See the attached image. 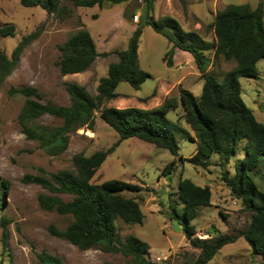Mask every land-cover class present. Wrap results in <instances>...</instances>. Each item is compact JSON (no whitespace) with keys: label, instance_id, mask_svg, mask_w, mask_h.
<instances>
[{"label":"rangeland","instance_id":"1","mask_svg":"<svg viewBox=\"0 0 264 264\" xmlns=\"http://www.w3.org/2000/svg\"><path fill=\"white\" fill-rule=\"evenodd\" d=\"M247 2L252 7L264 0H155L149 11L154 18L175 17L182 27L198 31L204 39L214 38L212 20L216 10L228 3ZM70 13L58 17L48 14L39 5L27 6L19 0H0V24H15L14 35H0V51L10 55L20 37L38 30L20 52L12 71L0 84V176L9 181L3 195L0 186V264H37L38 253L46 250L59 255L66 264H139L121 251H105L98 247L79 248L66 238L57 236L50 229L64 228L72 219L70 213H59L43 208L39 193L56 194L68 200L69 193L52 192L39 183L24 180L26 174L49 175L60 168H72V155L76 152L90 154L106 148L118 140V133L105 122L96 111L93 127H78L69 132L64 150L48 152L38 139L31 138L22 130L18 119L24 95L11 91L24 85L35 86L41 93L40 100H51L58 104L70 103L66 85L78 82L91 93H96L100 76L107 74L108 64L118 59V51L127 47L128 39L143 13L139 0L99 6H77L66 2ZM137 14V19L134 15ZM143 17H141L142 19ZM78 28H86L99 54L83 71L61 74L56 60L60 57L59 44ZM172 47L166 36L151 25L142 26L138 45L140 67L148 76L140 87L134 88L126 81L116 86L118 95L104 101V105L116 107L140 106L151 108L160 104L165 97H178L181 88L191 90L195 95L201 91L202 78L192 55L178 47ZM171 50V55L167 51ZM208 70L221 80L225 72L235 64L234 59L222 55L213 58ZM170 57L171 63L166 58ZM258 77L240 76L241 95L253 109L257 119L264 121V58L256 63ZM167 117L175 123L191 128L183 116L181 104L170 109ZM62 119L43 113L28 124L51 127ZM179 152L172 154L164 147L130 136L120 140L115 149L107 155L91 178L99 183L117 177L143 185L138 192L123 190L126 196H134L144 212L141 222L115 220L120 238L133 233L149 244L146 257L164 264H183L193 261L199 249L185 237L178 218L170 217L175 207L182 214L183 204L178 198L177 184L180 176L189 177L195 183L208 184L211 189L210 204L201 205L198 214L191 220L198 237L216 235L220 232L236 233L249 221L250 211L245 209L239 198L230 193L222 178V171L234 172V162L242 156L238 144L237 153L222 166L217 153H212L205 166L187 160L196 149V141L177 134ZM183 156L185 157L182 159ZM175 160L168 174L162 168ZM264 190V179L258 178ZM5 217V219L2 218ZM181 218V217H179ZM259 255H253L250 245L243 236L223 244L205 264H258Z\"/></svg>","mask_w":264,"mask_h":264},{"label":"trees","instance_id":"2","mask_svg":"<svg viewBox=\"0 0 264 264\" xmlns=\"http://www.w3.org/2000/svg\"><path fill=\"white\" fill-rule=\"evenodd\" d=\"M27 6L39 5L48 14L63 17L70 13L68 4L77 6H104L128 0H19ZM143 4L140 20L128 39L127 47L118 51V59L108 64L107 74L100 76L96 93L89 92L78 82L66 85L70 103L58 104L51 100L41 101V93L35 86L24 85L11 91L20 92L25 99L20 108L18 119L22 130L31 138L38 139L51 153L64 150L69 140V132L81 126L93 127L96 111L117 133L118 140L106 148L97 149L90 154L79 151L72 155V168H60L49 175L26 174V181L39 183L52 192L69 193L68 200L56 194L39 193V203L43 208L59 213H70L71 221L62 229L50 225L49 229L66 238L79 248L98 247L105 251H121L132 255L139 264H164L151 261L146 257L149 249L147 241L133 233L122 240L117 231V217L126 222H141L144 212L134 196H126L123 190L138 192L143 185L117 177L99 183L91 181L101 163L119 144L130 136L154 143L177 155L179 144L177 134L196 141L194 153L187 160L205 167L212 153L220 157L224 166L234 156L240 142L242 156L234 162V172L222 171V178L230 193L239 198L250 218L245 227L236 233L220 232L216 235L198 237L191 220L198 214L201 205L210 204L211 189L208 184H197L189 177L180 176L177 184L178 198L183 204L182 214L175 207L170 217L178 218L181 229L190 244L199 249L194 260L183 264H205L225 243L233 242L243 236L253 255H259L264 264V190L258 178L264 179V121L257 119L241 95L240 76L258 77L257 61L264 58V21L263 4L252 7L249 3H228L216 10L212 20L214 38L204 39L196 30H187L173 16L154 18L149 11L155 0H139ZM141 17H143L141 19ZM144 24L151 25L167 37L172 47L187 50L193 57L200 77L201 91L195 95L187 88H181L178 97L167 96L157 106L116 107L104 105V101L118 95L116 86L126 81L134 88L140 87L148 72L140 67L138 58L139 38ZM15 24H0V35H14ZM38 34V30L24 34L12 48L10 55L0 51V84L12 71L23 47ZM60 57L56 60L61 74L85 70L99 54L95 41L86 28H78L60 43ZM171 50L167 55H171ZM213 58L222 55L234 59L221 80L208 70ZM171 63L170 57L166 58ZM179 103L183 108L185 121L191 128L172 122L167 117L170 109ZM49 113L62 119L51 127L30 125L29 121ZM182 157L184 159L185 157ZM175 164L172 159L162 168L164 174L170 173ZM9 181L0 176L2 194L7 192ZM1 205V203H0ZM181 217V218H179ZM5 219L4 216H2ZM37 264H66L63 259L46 250L38 254Z\"/></svg>","mask_w":264,"mask_h":264},{"label":"built area","instance_id":"3","mask_svg":"<svg viewBox=\"0 0 264 264\" xmlns=\"http://www.w3.org/2000/svg\"><path fill=\"white\" fill-rule=\"evenodd\" d=\"M137 17H138V15H137V14H135V15H134V18H135V19H137Z\"/></svg>","mask_w":264,"mask_h":264},{"label":"crops","instance_id":"4","mask_svg":"<svg viewBox=\"0 0 264 264\" xmlns=\"http://www.w3.org/2000/svg\"><path fill=\"white\" fill-rule=\"evenodd\" d=\"M202 86V85H201Z\"/></svg>","mask_w":264,"mask_h":264}]
</instances>
